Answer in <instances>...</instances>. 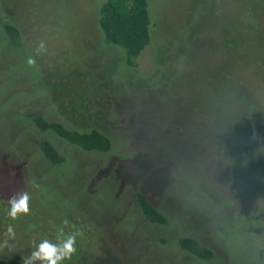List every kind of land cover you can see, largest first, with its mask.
Returning a JSON list of instances; mask_svg holds the SVG:
<instances>
[{"label": "rangeland", "instance_id": "obj_1", "mask_svg": "<svg viewBox=\"0 0 264 264\" xmlns=\"http://www.w3.org/2000/svg\"><path fill=\"white\" fill-rule=\"evenodd\" d=\"M105 1L0 0L26 43L0 33V264H22L61 229L80 233L62 264H264V0H147L150 43L132 73L98 30ZM47 105L72 129L113 137L107 161L71 149L77 159L58 167L37 152L21 165L30 133L8 145L23 123L16 112ZM135 177L170 226L147 225L129 205ZM20 191L31 211L12 220L8 199ZM185 235L215 259L182 252Z\"/></svg>", "mask_w": 264, "mask_h": 264}, {"label": "trees", "instance_id": "obj_2", "mask_svg": "<svg viewBox=\"0 0 264 264\" xmlns=\"http://www.w3.org/2000/svg\"><path fill=\"white\" fill-rule=\"evenodd\" d=\"M96 24L101 33L104 45L118 47L123 50L125 53V56H123L124 68H127L128 71L130 69V73H132L136 67V60L150 43V26L152 23L148 12L147 0H106L100 6ZM0 33L3 35V40H6L7 43L14 47H23V45H26L23 42V36L18 26H16V23L11 17H7L1 7ZM30 54V50L28 49V55ZM30 57L35 60L34 66L39 71L41 65H39L32 54ZM14 65L16 63H12V66ZM21 73L26 75L28 80L29 74L26 73V70L22 69ZM22 77H20V82L22 81ZM132 79L135 80V76ZM24 82L26 83V81ZM45 100H35L34 102H37L35 103L37 105H41L47 103ZM35 104L31 109L37 106ZM51 104L53 105V102L49 103V105ZM49 107L37 113H32L31 109L28 110L27 108L16 112L17 116L23 119V123L14 129L8 145L13 146L17 138L22 134V129L24 127L26 129L27 127L30 133L29 144L31 150L23 160L30 159L33 152H37L45 162L51 164L52 167H58L69 159H75L70 153L71 149L78 148L85 152L106 154L107 157L113 152V137L94 127L85 130L66 127V124L58 118V113L54 112V107L51 111L48 109ZM229 147L232 146L229 145ZM25 161H21V164L24 165ZM105 165L111 169L110 165L107 163ZM112 167L114 168V166ZM139 179L135 177L131 181L136 180L138 182ZM137 185H140L137 190L138 207L149 224L162 227L170 226V222L172 221L168 213L149 196L147 191L148 186L145 182L141 180ZM157 190L160 191L159 193L163 192L162 187H159ZM222 234L224 233L222 232ZM160 241L163 244L168 243V240L165 238H160ZM177 242L180 248L191 254L196 261L207 262L215 259V253L211 246L201 243L197 237L185 235L179 238Z\"/></svg>", "mask_w": 264, "mask_h": 264}, {"label": "clouds", "instance_id": "obj_3", "mask_svg": "<svg viewBox=\"0 0 264 264\" xmlns=\"http://www.w3.org/2000/svg\"><path fill=\"white\" fill-rule=\"evenodd\" d=\"M45 44L43 42L37 48V53L45 51ZM28 65H34L35 60L31 57L27 60ZM30 194L26 191H20L12 194L8 199V211L7 215L12 220L18 219L20 216H26L30 214ZM80 233H73L66 235L61 229L59 235L56 238V242H52L49 239H43L30 253L29 256L22 258V264H62L63 261L71 259L76 249V237ZM6 236L8 239L15 238L14 228L10 225L6 230ZM8 246V240L6 239L0 247Z\"/></svg>", "mask_w": 264, "mask_h": 264}, {"label": "flooded vegetation", "instance_id": "obj_4", "mask_svg": "<svg viewBox=\"0 0 264 264\" xmlns=\"http://www.w3.org/2000/svg\"><path fill=\"white\" fill-rule=\"evenodd\" d=\"M97 124V123H96ZM66 127H69V126H67L66 125ZM70 128V127H69ZM75 150H79V151H84V150H81V149H78V148H76ZM99 154H101V153H99ZM27 155V154H26ZM25 155V156H26ZM103 157H104V155H103ZM75 159H77V158H75ZM78 159H81V158H78ZM30 159H27L26 161L25 160H21V161H25L24 162V165H26V164H28V161H29ZM21 161H20V164H21ZM107 161V158L106 157H104V159H103V162H106ZM82 162H84V161H82ZM101 163V164H95V166H97L98 168H100V167H103L104 165H105V163ZM47 163V162H46ZM49 166H51V164H49V163H47ZM21 165H23V164H21ZM99 174H98V176L97 177H100V178H102V177H104V175H102V174H104L107 170H105V172H102V169H99ZM97 172V171H96ZM110 172V171H109ZM109 172H107V174H105V175H108V174H110ZM132 201H129V205H131L134 209H136L139 213H140V219H141V221H145L146 223H147V225H152V224H149V222L147 221V219L144 217V215L142 214V212H141V210L139 209V207H138V196H137V189L136 188H133V197H132V199H131ZM127 218H128V216H127ZM138 236L137 237H139V238H142V237H140V235L139 234H137ZM179 245V244H178ZM210 245V244H209ZM211 246V245H210ZM181 249V248H180ZM182 250V249H181ZM182 252H184V253H187V254H189L188 252H185L184 250H182ZM189 255H191V254H189ZM192 256V255H191ZM193 257V256H192ZM193 259H195L194 257H193ZM196 261V260H195Z\"/></svg>", "mask_w": 264, "mask_h": 264}]
</instances>
